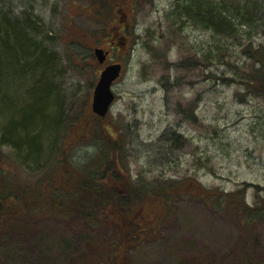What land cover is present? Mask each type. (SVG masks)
Returning <instances> with one entry per match:
<instances>
[{"label": "rangeland", "instance_id": "rangeland-1", "mask_svg": "<svg viewBox=\"0 0 264 264\" xmlns=\"http://www.w3.org/2000/svg\"><path fill=\"white\" fill-rule=\"evenodd\" d=\"M185 2L141 0L131 10L129 0L123 11L131 30L125 34L117 27L127 45L112 55L123 62V73L112 85L114 103L99 118L91 110L101 69L93 50L106 44L108 30L117 24L115 5L109 8L101 0H0L6 19L20 23L23 41L54 57L39 71L28 70L21 59L24 67L17 78L0 77V98L10 109H25L35 102L36 88L44 85L62 106L57 110L60 126L45 132L44 152L35 158L1 141L7 132L0 117L2 199L18 187L23 199L16 213L23 214V204L32 197L35 204L29 203V213L21 218L5 216L0 264H112L111 248L116 264H223L242 247L254 259H264V214L253 228H245L241 210L232 208L230 197L220 196L238 194L241 202L264 205V98L245 93L236 68L249 62L242 44L258 43L260 31L236 23V35H219L190 18L175 17ZM26 17L31 27L23 25ZM10 52L13 57L12 45ZM182 60L189 63L179 68ZM109 137L121 142L119 153L125 159L119 158L117 167L129 184L153 189L148 197L130 196L134 203L128 223L142 213L147 219L141 222L150 230L127 247L116 244L121 235L113 226L74 210L77 197L83 196L77 194L80 176L74 167L86 157L100 159L104 168L99 154L108 152L104 140ZM63 153L73 167L56 165L53 180L48 179L45 172L54 171L53 163ZM188 178L220 193L215 202L222 205L208 204L196 185L189 193L178 191ZM163 186L172 197L166 201L159 195ZM4 203L16 205L10 199ZM114 210L108 215H115L109 212Z\"/></svg>", "mask_w": 264, "mask_h": 264}, {"label": "trees", "instance_id": "trees-1", "mask_svg": "<svg viewBox=\"0 0 264 264\" xmlns=\"http://www.w3.org/2000/svg\"><path fill=\"white\" fill-rule=\"evenodd\" d=\"M101 2L110 6L109 8L115 5L114 7L116 10L120 11L118 12V22L124 19V15L126 14L125 11H123L124 7L122 6L124 4H121V0H101ZM137 4L135 3V6H137ZM182 7L181 13H175V17L177 16V18L181 19L183 17L190 18L194 23L209 28L212 32L222 36L229 37L233 32V35H236V23L238 24L237 27L244 25L260 31L259 36L261 39L258 43L250 41L242 44V47H244L242 52L247 55L249 62H246L242 67L236 68H238L237 73L239 80L246 87L245 93L264 98V0H186ZM29 20L30 19L26 17L23 21V25L26 23L27 28L31 27ZM125 23L127 22L125 21ZM22 32L23 30L20 27V23L7 20L0 10V77L3 79L12 77L14 80L17 78V73L19 74V71L22 70L21 67H24V65L28 67V70L32 69L33 71H39L42 68L47 69L52 63V60H54L53 55L48 53L46 48L39 45H35L33 49L29 47L30 44L23 41L24 33ZM24 38L28 40L29 36L28 38L26 36ZM4 44L8 48V51H5ZM11 45L13 49L15 48L13 57H11L12 54L10 52ZM6 58H8L11 64L5 60ZM21 59H23L24 65L21 63ZM185 61L187 60H182L177 63L179 64L178 67L182 68L189 63L187 62L184 64ZM221 78H224L223 75ZM49 92L50 90L44 85L36 88L37 100L35 99V102L25 109L19 108L16 110L15 107H11V114H13V117H10L11 114L8 115L11 111L10 106L5 104L0 98V105H3L0 107V117L4 118V123L6 124L5 131L7 132V137L4 136L1 140L3 143L12 144L16 149L26 151L29 155L28 157L35 158L37 155H41L42 152H44L41 142L45 132L49 130L55 132L61 123V114L59 116L57 110L61 109L62 106H59L60 104L57 106V101L53 99V95ZM39 128H41V131H39ZM108 139L109 141L104 140L105 144L108 145V152L104 156L99 154L102 162H105L104 168L103 164L100 163V159H88L86 157L83 158L85 160L81 166L74 167L75 171H77V175L80 176L77 185V194L85 196L77 197V206L74 210H78L81 215L91 218L92 221H94V219L103 220V223H108V225L113 226L117 230V236H119V234L121 235V241L116 244L120 243L119 245L127 247L142 234H146L150 230L147 225H145L146 222H141L143 221L142 218L147 219L142 213L139 215L140 219L137 217L133 220L136 222L133 224L128 223L130 222V217L128 216L131 213L130 210L134 203L130 200V196H136L137 199L140 197H148L147 194L153 191V189L150 187L149 191H145L143 188H139L140 186L129 184L130 180L128 176L122 171L120 172V169L117 167L118 159H125L124 155H120L119 153L122 147L121 142L111 139L110 137ZM54 141L55 137L52 143H55ZM64 162L69 164V168L73 167L66 158L65 153H63L61 157H57L54 161V171H52V168L47 169L45 172L47 174L46 177L53 180L56 165L58 166ZM118 174L121 178L118 177ZM3 180L4 176L2 175L0 184L2 182L4 183ZM42 180H44V178ZM194 185L198 186L200 191L199 194L205 195L207 203L209 200L218 206L222 205L215 202L221 198L218 196L220 193H212V190L199 183L196 179L190 180L188 178L183 180L179 187H177V190H181L180 192L182 193H189ZM170 187H172V185H170ZM182 187L184 188L182 189ZM24 188L25 186H23L22 189ZM50 188L55 190L58 189L52 184ZM146 188L148 189V186ZM161 188L163 189L159 195H161L165 201L171 199V193L165 194V186ZM134 189L136 191H133ZM173 189L176 190L174 187ZM237 195L238 194H235L231 197L227 194H222L220 196L230 197L232 208L235 207L236 210H241L243 213L241 217L243 226L245 228H253L254 223H258L264 214V205L260 206L241 202L240 197ZM8 199L16 205L5 206L6 204L4 201ZM22 199L23 195L18 191V187L14 192L12 191L10 195L6 194V197L3 199L0 194V230L5 216L15 215L17 209L19 210L17 203ZM31 199V202H25V204H23V214L16 213L15 216L21 218L29 213L27 210V207L30 205L29 203H32L33 206L35 205L33 202L34 197ZM241 199H243V196H241ZM113 207H116V210L109 212H113L115 215H108L107 211ZM117 216H120V219H118ZM122 225L128 226L122 228ZM108 255L112 264H116L117 261L116 258L114 259L113 248L109 250ZM125 261H123L122 264H124ZM223 264H264V259L261 261L254 259L250 256L248 250L242 247L238 254H234L232 257L228 258Z\"/></svg>", "mask_w": 264, "mask_h": 264}, {"label": "water", "instance_id": "water-1", "mask_svg": "<svg viewBox=\"0 0 264 264\" xmlns=\"http://www.w3.org/2000/svg\"><path fill=\"white\" fill-rule=\"evenodd\" d=\"M95 55L99 62H103L108 51L100 47L94 49ZM122 65L119 62L110 63L101 71L99 80L94 89L92 108L99 115H105L113 99L114 93L111 89L112 82L119 77Z\"/></svg>", "mask_w": 264, "mask_h": 264}, {"label": "flooded vegetation", "instance_id": "flooded-vegetation-1", "mask_svg": "<svg viewBox=\"0 0 264 264\" xmlns=\"http://www.w3.org/2000/svg\"><path fill=\"white\" fill-rule=\"evenodd\" d=\"M134 1H140V0H134ZM119 24L122 25V28H123L122 31L129 30V25L128 23H125L124 19H122V21H120ZM105 41H106V44L104 46L102 45L101 46L108 50V54L106 56L104 63L101 64L102 67L105 64L115 61L112 58L113 52L115 50L120 49L119 46L116 44L117 43V31L116 30L112 29L111 31H109L108 34L106 35Z\"/></svg>", "mask_w": 264, "mask_h": 264}]
</instances>
